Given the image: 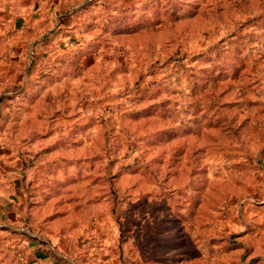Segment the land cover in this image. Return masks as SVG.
Wrapping results in <instances>:
<instances>
[{
	"label": "rangeland",
	"instance_id": "374dc122",
	"mask_svg": "<svg viewBox=\"0 0 264 264\" xmlns=\"http://www.w3.org/2000/svg\"><path fill=\"white\" fill-rule=\"evenodd\" d=\"M0 264H264V0H0Z\"/></svg>",
	"mask_w": 264,
	"mask_h": 264
},
{
	"label": "crops",
	"instance_id": "0c3cea01",
	"mask_svg": "<svg viewBox=\"0 0 264 264\" xmlns=\"http://www.w3.org/2000/svg\"><path fill=\"white\" fill-rule=\"evenodd\" d=\"M42 16L46 17V16L43 14V15H41V16H38V17L35 18V19H32V21H31V26H32V31H33V35H34V36L37 35L36 33H38L40 27H42L43 29H44L45 27L47 28V27H49V25H51L53 22L56 23V27H57V28H60V27H61V24H59L58 21H63V20H64L63 17H67V16H64L63 14H61V15L56 16V20H55V18H52V17H51V14H50V15L48 16V18H47V20H48L49 23L46 24V22H44V21H46V20L42 21V23L40 22L41 20H43V19H42ZM69 17L72 18L71 14H70ZM54 25H55V24H54ZM45 43L48 44L49 42H48V41H45ZM45 43H44V44H45ZM43 46H44V45H43ZM41 48H42V46L40 47V45L36 46V48H35V53H37L38 50H41ZM18 52H19V51H18ZM35 57H36V56H35ZM23 244H25V242H23ZM30 245H31V244H30ZM30 245L28 246V249H29ZM32 250H34V249H32ZM40 257H41V254L38 253V251H35L31 259H32V261H34V262L37 263Z\"/></svg>",
	"mask_w": 264,
	"mask_h": 264
},
{
	"label": "trees",
	"instance_id": "16d2710c",
	"mask_svg": "<svg viewBox=\"0 0 264 264\" xmlns=\"http://www.w3.org/2000/svg\"><path fill=\"white\" fill-rule=\"evenodd\" d=\"M32 56H34V53L32 54ZM35 57V56H34ZM32 60H33V58H32Z\"/></svg>",
	"mask_w": 264,
	"mask_h": 264
}]
</instances>
